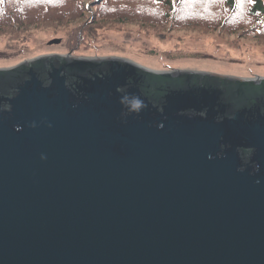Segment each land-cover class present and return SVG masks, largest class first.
<instances>
[{
  "label": "water",
  "instance_id": "95a60500",
  "mask_svg": "<svg viewBox=\"0 0 264 264\" xmlns=\"http://www.w3.org/2000/svg\"><path fill=\"white\" fill-rule=\"evenodd\" d=\"M0 264H264V78L0 68Z\"/></svg>",
  "mask_w": 264,
  "mask_h": 264
},
{
  "label": "rangeland",
  "instance_id": "374dc122",
  "mask_svg": "<svg viewBox=\"0 0 264 264\" xmlns=\"http://www.w3.org/2000/svg\"><path fill=\"white\" fill-rule=\"evenodd\" d=\"M37 1L43 3L0 0V68L42 55L113 56L156 71L196 70L264 78V24L258 27L248 14L252 0H235L241 3L238 20L230 21L219 12L225 22H234V27L228 24L232 30L197 22L167 24L162 17L167 8L158 0L155 9L145 5L140 11L129 7L128 0H65L64 12L57 8V0L50 8H46V0ZM15 7L32 10L19 13L12 10ZM54 39L59 42L51 43Z\"/></svg>",
  "mask_w": 264,
  "mask_h": 264
},
{
  "label": "trees",
  "instance_id": "16d2710c",
  "mask_svg": "<svg viewBox=\"0 0 264 264\" xmlns=\"http://www.w3.org/2000/svg\"><path fill=\"white\" fill-rule=\"evenodd\" d=\"M24 5H29L31 1L34 4L39 5L43 2L37 1V0H25ZM44 1V0H43ZM55 0H46L44 2L46 8H50V6L53 4ZM57 5L61 8L64 6L65 0H57ZM129 2V7H134L136 11H140V6H147L148 9H155V4L156 0L150 2V1H141V0H128ZM163 2L162 4L165 5L167 8V12L162 17H165L164 19L166 20L167 24H179L180 25H191V22H197L203 27H217V25L221 28H227L231 29L228 24L231 27H234V22L233 23H227L223 20L222 17L219 16V12H221L224 17L231 18L230 21H235L238 20V18L241 16V13L239 15V9L241 6V3L235 0H226L225 3L218 2L217 0H190L189 2L187 0H158ZM191 3V4H190ZM199 6H195V5ZM251 7L248 8V14L252 16L255 21L258 24V27L264 24V0H252ZM238 5V6H237ZM196 9V10H195ZM197 9H200L201 13L200 14ZM216 9H218L216 12H214ZM14 12H19V13H25L27 10H32V8H19L15 7L12 9ZM246 11V10H245ZM215 14H214V13ZM196 13V14H195ZM227 14V15H226ZM8 17H13L10 13H6ZM201 15V16H200ZM5 19L9 20L8 17L4 16ZM161 17V18H162ZM203 18V20L200 19ZM243 17V16H242ZM161 18L157 19L160 20ZM220 22H217V20ZM214 20V21H213ZM232 30V29H231Z\"/></svg>",
  "mask_w": 264,
  "mask_h": 264
},
{
  "label": "clouds",
  "instance_id": "9594fccd",
  "mask_svg": "<svg viewBox=\"0 0 264 264\" xmlns=\"http://www.w3.org/2000/svg\"><path fill=\"white\" fill-rule=\"evenodd\" d=\"M143 106V101L139 98H133L131 103V108L135 110H139ZM42 159H46L45 156L41 157Z\"/></svg>",
  "mask_w": 264,
  "mask_h": 264
}]
</instances>
